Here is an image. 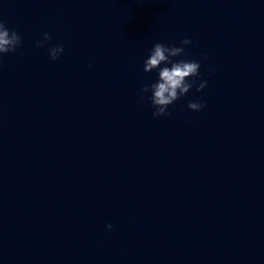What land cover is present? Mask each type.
<instances>
[{"label": "water", "instance_id": "obj_1", "mask_svg": "<svg viewBox=\"0 0 264 264\" xmlns=\"http://www.w3.org/2000/svg\"><path fill=\"white\" fill-rule=\"evenodd\" d=\"M0 22L21 38L0 54V264H264V0H0ZM156 43L200 63L158 117Z\"/></svg>", "mask_w": 264, "mask_h": 264}, {"label": "clouds", "instance_id": "obj_2", "mask_svg": "<svg viewBox=\"0 0 264 264\" xmlns=\"http://www.w3.org/2000/svg\"><path fill=\"white\" fill-rule=\"evenodd\" d=\"M51 37L48 33L44 34V40L48 41ZM191 43L190 39L185 38L181 41L182 45ZM21 45V38L15 31H9L3 22H0V54L15 52ZM37 46H43V42L38 41ZM64 51L63 45L55 46L49 49V57L55 61ZM183 47L169 46L163 43H156L144 61V71L152 72L158 70V79L150 85L142 88L143 92L151 91V104L155 111L154 117L170 115L167 111L168 106L173 104L180 97L184 96L193 87L196 78L199 75L200 63L197 61H174L172 58L184 54ZM165 65L161 67V65ZM91 67V65H90ZM192 79V82H189ZM207 81H202L197 91L206 87ZM205 107L201 102H189L188 108L193 111H200ZM111 229V225L107 226Z\"/></svg>", "mask_w": 264, "mask_h": 264}]
</instances>
